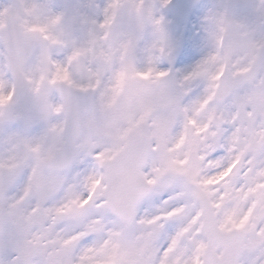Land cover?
I'll return each mask as SVG.
<instances>
[{"label":"snow or ice","instance_id":"snow-or-ice-1","mask_svg":"<svg viewBox=\"0 0 264 264\" xmlns=\"http://www.w3.org/2000/svg\"><path fill=\"white\" fill-rule=\"evenodd\" d=\"M171 3L0 0V264H264V0Z\"/></svg>","mask_w":264,"mask_h":264},{"label":"rangeland","instance_id":"rangeland-1","mask_svg":"<svg viewBox=\"0 0 264 264\" xmlns=\"http://www.w3.org/2000/svg\"><path fill=\"white\" fill-rule=\"evenodd\" d=\"M47 3H63L69 0H46ZM223 0H204L193 11L188 25L180 31L171 28L172 15L167 9L159 11L158 14L165 18V25L169 39L176 49V66L184 67L190 62L193 63L199 57L202 48V24L204 18L212 8Z\"/></svg>","mask_w":264,"mask_h":264},{"label":"water","instance_id":"water-1","mask_svg":"<svg viewBox=\"0 0 264 264\" xmlns=\"http://www.w3.org/2000/svg\"><path fill=\"white\" fill-rule=\"evenodd\" d=\"M202 0H172L169 6L170 12L173 14L172 26L177 30L188 23L190 15L196 5Z\"/></svg>","mask_w":264,"mask_h":264},{"label":"bare ground","instance_id":"bare-ground-1","mask_svg":"<svg viewBox=\"0 0 264 264\" xmlns=\"http://www.w3.org/2000/svg\"><path fill=\"white\" fill-rule=\"evenodd\" d=\"M196 59H198V58H196ZM189 64H191V62Z\"/></svg>","mask_w":264,"mask_h":264}]
</instances>
